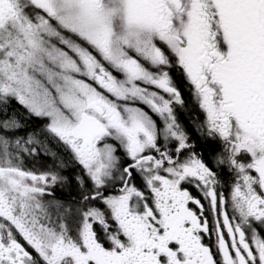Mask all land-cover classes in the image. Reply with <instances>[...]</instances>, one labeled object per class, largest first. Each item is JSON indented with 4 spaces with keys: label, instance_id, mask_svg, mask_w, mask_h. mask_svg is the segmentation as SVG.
Here are the masks:
<instances>
[{
    "label": "flooded vegetation",
    "instance_id": "obj_1",
    "mask_svg": "<svg viewBox=\"0 0 264 264\" xmlns=\"http://www.w3.org/2000/svg\"><path fill=\"white\" fill-rule=\"evenodd\" d=\"M79 1L101 7L107 0ZM52 2L56 0H0V26L9 30L23 11L50 16L43 4ZM120 3V12L106 25L111 36L107 43L117 44L125 62L140 67L135 80L125 79L126 84L135 81L146 87V82L164 80L163 89L151 87L169 97L170 123L148 108L156 116L159 136L153 150L140 149L138 158L114 145L113 138L108 144L96 143L99 154L102 145L117 146L114 170L100 154L102 179L79 165L80 158L91 157L73 152L75 140L69 146L50 138L0 140L11 147L3 151L8 155L0 153L12 157L0 173L23 193L45 194V223L59 235L60 248L57 255L46 248L40 251L7 224L0 229V264H264V244L256 250L250 237L256 219L233 215L237 211L232 203L234 194L247 191L252 195L249 206L264 222V0ZM154 106L159 112V105ZM191 110L194 123L182 122L181 112L190 118ZM166 126L170 138L165 148ZM207 142L212 146L204 147ZM245 164L247 170H240ZM51 175L56 183L47 180ZM70 180L82 195L78 207L54 195ZM161 191L171 207V221L164 228L160 222L150 224L145 234L127 233L125 223L142 226L135 217L146 211L160 217L150 195ZM124 195L128 197L120 208L113 206L111 200ZM258 237L264 242V236Z\"/></svg>",
    "mask_w": 264,
    "mask_h": 264
},
{
    "label": "rangeland",
    "instance_id": "obj_2",
    "mask_svg": "<svg viewBox=\"0 0 264 264\" xmlns=\"http://www.w3.org/2000/svg\"><path fill=\"white\" fill-rule=\"evenodd\" d=\"M43 6H48L50 16L35 17L23 11V17H17L16 24L9 30L0 26V103L15 99L33 116L41 118L46 126L45 139L46 135H50L51 139L61 140L68 146L75 140L73 152L91 157V160L80 158L79 165L95 178L102 179L105 171L102 160L104 164L111 163L113 170L117 168L114 153L117 146H111V151L102 145L100 154H105L106 158L101 160L96 143L108 141V144L113 138L116 141L113 144L124 152L127 150L132 158H138L140 149L150 151L155 147L154 140L159 132L156 116H151L148 108H155L157 114L163 117L159 119L164 124L170 123L168 118H172L168 110L169 97L151 87L163 89L164 80L146 82L147 88L135 84V81L126 84L125 81L131 77L135 80L140 67L134 62H125L124 53L117 44L107 43L111 36L106 25L109 18L116 15L114 12H120V0H107L101 7L79 0H56ZM115 36L112 33V39ZM164 90L171 95L169 88ZM95 102L104 109V115L94 108ZM154 104L159 105V112ZM5 126L7 129L19 127L11 119L6 120ZM166 128H162L165 148L170 138L169 126ZM0 148L3 153L11 147L0 144ZM6 155L0 157V167L6 168L12 160ZM261 158L255 160L261 161ZM240 170H247V165L240 166ZM53 176L54 180H51ZM50 178L47 180L56 183L55 175ZM157 181L163 182L160 179ZM94 183L96 186L101 184L97 180ZM163 194L161 191L158 196L150 195L151 201L159 208L160 217L156 219L146 211L135 217L142 226L125 223L127 233L145 234L151 228L150 224L160 222L164 228L171 221V207L163 202ZM44 195L23 193L7 175L0 173V229L7 228L8 224L38 250L46 248L52 255H57L60 248L56 237L59 235L54 236L45 223ZM127 197L113 198L111 203L119 207ZM251 197L247 191L234 194L232 203L237 213L233 211V215L256 219V230H250V237L254 248L260 250L264 242L258 234L263 238L264 222L262 217L254 215L249 206ZM46 214L51 212L47 210ZM57 214L65 217L61 210Z\"/></svg>",
    "mask_w": 264,
    "mask_h": 264
},
{
    "label": "trees",
    "instance_id": "obj_3",
    "mask_svg": "<svg viewBox=\"0 0 264 264\" xmlns=\"http://www.w3.org/2000/svg\"><path fill=\"white\" fill-rule=\"evenodd\" d=\"M193 110L190 112V118L186 116V112H181L180 119L182 122L189 124L194 123L193 121ZM7 119H11L16 124V127L14 129H7L5 126V122ZM15 127V126H14ZM46 128L45 124L43 123V120L41 118L33 116L21 103H19L15 99L7 100L6 102L0 103V140L3 139H27V138H38V139H45L43 138L44 135V129ZM191 128V127H190ZM46 135V134H45ZM46 138H50V135H46ZM0 144H2L0 142ZM204 147H211L212 144L210 142H207L203 144ZM46 148H49L47 144H45ZM51 152V151H49ZM52 154H58V152H51ZM60 162L64 165H69V162L62 160V161H56L54 163ZM222 178H224L225 183L228 182L229 177L226 176L225 168L223 169V175ZM71 179V178H70ZM69 191H66L65 189ZM55 197L59 198L61 201H63L64 204L68 203L72 205H76V207L80 206V202L82 200V195L79 192V189L77 188V185L74 182L68 183L67 186H65L62 190H59L58 193L54 194ZM64 210H62V213ZM76 218V217H75ZM73 219V218H72Z\"/></svg>",
    "mask_w": 264,
    "mask_h": 264
},
{
    "label": "water",
    "instance_id": "obj_4",
    "mask_svg": "<svg viewBox=\"0 0 264 264\" xmlns=\"http://www.w3.org/2000/svg\"><path fill=\"white\" fill-rule=\"evenodd\" d=\"M99 82H102V80L99 79ZM93 106H94V108L97 110V112H98L100 115H104L105 111H104V109H103L102 107H100V106L98 105V103L95 102V103L93 104Z\"/></svg>",
    "mask_w": 264,
    "mask_h": 264
}]
</instances>
